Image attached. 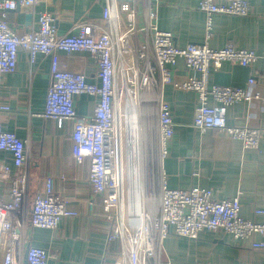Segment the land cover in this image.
<instances>
[{
	"label": "built area",
	"instance_id": "obj_1",
	"mask_svg": "<svg viewBox=\"0 0 264 264\" xmlns=\"http://www.w3.org/2000/svg\"><path fill=\"white\" fill-rule=\"evenodd\" d=\"M38 0H0V75L17 68L19 51L32 66L39 55L49 56V82L39 115L53 119L58 127L71 121L70 152L76 164L88 162L87 179L93 204L100 197L103 210L113 221L107 239L120 246L119 259L112 264H169L162 262L163 239L169 234L196 239L203 231H223L234 239L250 240L254 248L264 249V221L240 215L238 195L215 198L211 189L191 186L169 188L163 180L155 211L137 205L134 212L126 192L123 195L122 132L120 117L125 115L131 99H156L157 142L160 156L173 134L171 107L163 99V87L190 90L197 105L191 125L200 130H218L239 140L244 148L259 149L264 129L256 126L229 125L226 108L251 96L241 87L219 85L209 81L211 68L224 61L242 66L255 63L263 52L237 48L226 43L210 47L214 14L247 15V0H200L197 8L205 14L204 41L178 46L173 35L159 29L156 8L151 0H102L101 25L87 21L77 24L76 33L58 34L54 18L48 11L39 13L35 27L18 32L6 21V13L18 2L31 11ZM138 2L143 7V22L137 21ZM58 51L86 52L95 61L96 81H88L81 71L65 69ZM182 60L187 72L182 79L172 77L171 68ZM254 81L248 79V84ZM87 94L94 98L89 117H79L74 97ZM0 105V111L7 110ZM0 151L9 154L11 166L0 160V187L6 194L0 198V264H47L45 249L24 246V229H56L68 217L77 215L69 201L53 189V177L46 176L43 188L28 205V171L25 143L0 122ZM127 207H124V199ZM255 215H264L256 208ZM78 264H88L80 262Z\"/></svg>",
	"mask_w": 264,
	"mask_h": 264
},
{
	"label": "crops",
	"instance_id": "obj_2",
	"mask_svg": "<svg viewBox=\"0 0 264 264\" xmlns=\"http://www.w3.org/2000/svg\"><path fill=\"white\" fill-rule=\"evenodd\" d=\"M200 0H151L156 8L159 29L170 32L176 45L202 43L205 14L197 8ZM225 1V0H216ZM247 15L214 14L208 44L220 48L231 43L237 48L264 51V0H247ZM102 0H38L31 11L19 7L8 10L6 21L18 32L35 27L42 11L54 18L58 34L76 33L77 24L87 21L101 25ZM137 21L143 22L142 3L138 2ZM30 13V19L26 14ZM59 62L67 70L82 71L88 81H96L95 61L86 52L66 53L58 51ZM50 57L39 55L29 66L26 54L19 51L14 72L0 75V111L2 126L12 131L25 143L27 154L28 191L32 198L44 186L46 176L53 177V189L57 195L69 201L76 210L74 217L64 218L54 230L31 227L24 229V246L34 245L46 250L47 264H112L119 259L120 246L107 236L113 221L103 210L100 197L90 206L91 187L88 183V162L76 164L71 156L70 132L72 122L65 121L58 127L53 119L39 115L43 108L49 82ZM172 77L182 79L187 75L180 59L171 68ZM254 78L251 84L248 79ZM209 81L219 85L243 88L251 98L229 105L225 119L229 125L256 126L264 129V57L255 63L242 66L224 61L209 72ZM145 99V100H144ZM163 99L171 107L174 121L173 134L166 142V152L159 154L156 127V99L141 97V103L151 107L141 116L151 115V127L139 117V137L132 138L131 148L141 151V136L147 139L151 130V144L140 153L147 167L136 178L135 199L144 209L155 208L158 202L160 174L169 188L198 186L211 189L215 198L238 195L240 215L258 222L256 208L264 210V130L260 136L259 149L244 148L239 140L226 134L207 129L200 131L191 125L197 105L196 94L190 90H175L171 84L163 87ZM143 104V105H144ZM74 107L79 117H89L93 111L94 98L87 94L74 97ZM143 109V108H142ZM148 109V108H147ZM150 113V114H149ZM144 120V119H143ZM147 125V126H146ZM126 133V132H125ZM127 138V142L130 141ZM133 145V146H132ZM154 146V150L151 146ZM143 152V153H142ZM146 152V154H145ZM0 160L10 166L9 154L0 151ZM128 192V191H127ZM6 189L0 187V198ZM124 199V207H127ZM151 210V209H150ZM162 262L169 264H264V249L254 248L250 240L234 239L223 231H203L196 239L168 235L163 239Z\"/></svg>",
	"mask_w": 264,
	"mask_h": 264
},
{
	"label": "bare ground",
	"instance_id": "obj_3",
	"mask_svg": "<svg viewBox=\"0 0 264 264\" xmlns=\"http://www.w3.org/2000/svg\"><path fill=\"white\" fill-rule=\"evenodd\" d=\"M137 99L139 100V97H137L135 100L131 99L129 101V104L126 105V109L124 111L125 128H126L125 132H126V137H128L130 141L127 142L128 145H127V150H126L128 152V162H127L128 168H127V176H126L127 177L126 180H128V182L126 181L127 185L125 186V182L123 181V195L126 192V195L129 198V203L133 205V208H132L133 210H131V212H134L137 209V205L141 204L140 201H137L135 199V188L138 187L136 178L140 177V175L144 171V168L147 167V163H145L143 156L141 155L140 157V153H137V151L134 148H131L130 146L131 139L136 138L137 136L139 137V120L136 114L137 107H138ZM145 106L146 105L144 104L142 108ZM142 108L140 111H142ZM137 159H139L138 160L139 164L136 163ZM147 169H150V166H148ZM161 181H162V176L160 174L159 187H158V201H159V188H160V185L162 184ZM157 205H158V202H157ZM157 205L155 208H150V209L152 211H155L157 208Z\"/></svg>",
	"mask_w": 264,
	"mask_h": 264
},
{
	"label": "rangeland",
	"instance_id": "obj_4",
	"mask_svg": "<svg viewBox=\"0 0 264 264\" xmlns=\"http://www.w3.org/2000/svg\"><path fill=\"white\" fill-rule=\"evenodd\" d=\"M138 100V99H137ZM139 101H141V99H139L138 100V107H139V105H140V103H139ZM143 104H144V102H142L141 103V105L143 106ZM146 105V104H145ZM142 106H141V108H142ZM138 107H137V111H136V114H137V116H138V119H139V117L141 116V111H140V109H138ZM148 108V109H147ZM146 109H144V107H143V113H147V112H149L150 110L149 109H151V107H147ZM150 114V113H149ZM122 115H124L123 113H122ZM142 117V123H145V121H147L148 123H146V124H148L150 127H151V124H150V120L149 119H151V115H146V116H141ZM144 119V120H143ZM119 121H121V124H122V126H121V132H122V158H123V175H124V182H125V186L127 185V182H128V180H126V176H127V168H128V164H127V162H128V152L126 151L127 150V145H128V143H127V138H126V133H125V117L124 116H122V117H120V120ZM147 126V125H146ZM146 132V134H145V136H147V139L145 138V137H143V136H141L142 138L140 139V143L142 144V148H141V151L142 150H144V149H146L147 148V144L149 143V146H150V144H151V142H152V140H151V137H150V134L149 133H151V130H146L145 131ZM145 141H146V143L147 144H145ZM152 147V149L154 150L155 148H154V146L152 145L151 146ZM136 151H137V153H141V151L138 149V147L136 148ZM143 153V152H142ZM145 154H146V152H145ZM136 156V155H135ZM140 158V157H139ZM138 160L139 159H137V161H136V163H138ZM139 164V163H138ZM127 181V182H126ZM31 197L29 196V199H28V205L30 204V201H31ZM169 235H173V234H169ZM168 236V235H167Z\"/></svg>",
	"mask_w": 264,
	"mask_h": 264
},
{
	"label": "water",
	"instance_id": "obj_5",
	"mask_svg": "<svg viewBox=\"0 0 264 264\" xmlns=\"http://www.w3.org/2000/svg\"><path fill=\"white\" fill-rule=\"evenodd\" d=\"M19 7H20V6H19V3H18V2H16V3H15V5H14V7H13V8H11V9H9V10H13V9H14V10H18V9H19ZM30 17H31V16H30V13H27V14H26V19H27V20H29V19H30Z\"/></svg>",
	"mask_w": 264,
	"mask_h": 264
}]
</instances>
